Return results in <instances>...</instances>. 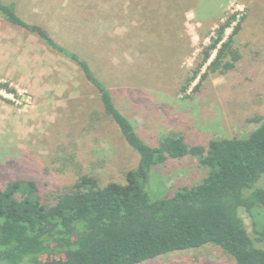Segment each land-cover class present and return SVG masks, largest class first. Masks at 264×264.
Segmentation results:
<instances>
[{
  "label": "rangeland",
  "instance_id": "374dc122",
  "mask_svg": "<svg viewBox=\"0 0 264 264\" xmlns=\"http://www.w3.org/2000/svg\"><path fill=\"white\" fill-rule=\"evenodd\" d=\"M16 1L26 20L90 62L117 108L151 146L168 131L189 145L245 137L257 126L252 119L264 118V0ZM231 14L244 15L233 38L239 59L224 73L209 71L215 51L201 65L204 48ZM230 33L226 29L224 38ZM0 82L16 90H0L2 186L33 179L45 196L84 174L101 184L123 182L136 166L138 155L79 68L2 17ZM204 175L194 157L169 160L153 168L147 189L153 197L168 196ZM240 217L252 237L253 222L264 225V211L255 217L241 211ZM141 264L235 263L205 245Z\"/></svg>",
  "mask_w": 264,
  "mask_h": 264
},
{
  "label": "trees",
  "instance_id": "16d2710c",
  "mask_svg": "<svg viewBox=\"0 0 264 264\" xmlns=\"http://www.w3.org/2000/svg\"><path fill=\"white\" fill-rule=\"evenodd\" d=\"M0 17L36 35L77 66L99 93L105 115L138 155L123 182L101 184L84 174L64 190L45 196L33 179L0 184V264H141L205 245L219 248L235 264H264V225L254 221L252 237L240 217L241 211L252 217L264 211V118H253L257 126L245 137L189 145L182 135L168 131L151 146L117 108L87 59L57 41L43 25L26 20L16 0H0ZM243 20L244 15L231 14L219 24L204 48L201 65L215 51L207 70L233 69L239 59L233 38ZM228 28L231 33L225 39ZM0 90L16 95L6 82H0ZM186 156L197 159L204 177L171 195L151 196L147 186L153 168ZM43 255L57 258L41 261Z\"/></svg>",
  "mask_w": 264,
  "mask_h": 264
}]
</instances>
